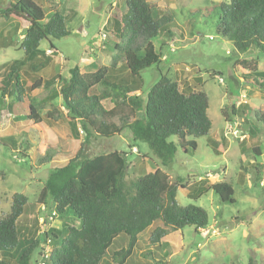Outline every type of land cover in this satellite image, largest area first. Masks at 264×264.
<instances>
[{
	"label": "trees",
	"instance_id": "trees-1",
	"mask_svg": "<svg viewBox=\"0 0 264 264\" xmlns=\"http://www.w3.org/2000/svg\"><path fill=\"white\" fill-rule=\"evenodd\" d=\"M124 4L125 13L121 17L110 16L103 27L106 34L119 39L115 44L119 53L110 66H102L93 73H82L81 67L76 66L68 79L45 80L47 77L35 76L31 81L23 79L21 67L36 66L42 54V41L70 35L67 16L56 9L46 20L44 9L35 0H12L0 10V18L16 22V29L21 27L24 35L20 44L24 57L8 65L5 75L0 76V96L8 99V111L33 121L39 129L41 112L45 110V116L52 121L66 119L74 139L84 134L77 154L49 173L38 199L44 209L48 207L51 216L55 213V218H70L76 224L58 229L46 220V224H41V232L36 218L33 226H22L19 221L27 212L29 199L15 194L10 211L0 218V264H101L115 239L126 235L127 247L112 255L114 263L125 264L136 250L139 236L157 221L162 226L149 237L156 249L168 246L164 241L168 229L182 231L193 226L198 231L210 225L204 208L179 205L180 188L189 189L188 197L194 200L212 191L223 203L236 202L235 190L228 182L210 184L204 180L203 186L191 189L181 179L172 181L161 167L128 179V152L113 150L93 157L85 154L89 139H111L126 130L132 142L128 144L129 152L137 142L144 143L160 165L167 168L179 149L185 154L195 153L197 140L208 136L212 129L208 95L188 82L181 84L161 73L150 90L144 92L143 71L162 63L153 41L158 39L167 47V38L180 32V26L147 0H125ZM217 10L219 35L230 41L239 54L264 55V0H225ZM140 40L144 41L143 46ZM51 50L53 55L57 51L53 44ZM250 71L253 84L264 91V64L262 71ZM97 87L100 91L93 94ZM40 88L47 90V95L37 100L32 93ZM58 97L63 109L52 103ZM105 101L113 107L106 109ZM237 114L232 104V116ZM116 118L119 123L114 122ZM255 118L264 127V113L255 112ZM172 137L176 142L170 141ZM209 143L216 154L226 151L225 139H209ZM253 152L261 156L257 147ZM50 159L46 156L41 165ZM44 246H52L48 258Z\"/></svg>",
	"mask_w": 264,
	"mask_h": 264
},
{
	"label": "rangeland",
	"instance_id": "rangeland-1",
	"mask_svg": "<svg viewBox=\"0 0 264 264\" xmlns=\"http://www.w3.org/2000/svg\"><path fill=\"white\" fill-rule=\"evenodd\" d=\"M124 1L35 0L44 9L46 20L56 9L67 16L70 35L59 40H44L40 45L41 56L50 49L51 44L57 50L54 56L47 52L53 56L54 62L60 61V65L57 62L54 68L59 75L53 78L68 79L72 68L81 67L91 60L95 64L92 71L111 65L114 55L119 53L115 49L119 39L106 34L103 27L110 16L121 17L125 13ZM147 1L161 9L166 17L174 19L180 26V32L167 38V47L158 39L153 41L162 63L143 71V90L147 93L163 73L181 84L188 82L192 87L206 92L211 132L197 140L195 153L185 154L179 149L174 162L167 168L160 165L144 143L137 142L129 152L128 144L132 142L126 130L111 139L99 136L89 139L85 154L93 157L113 150L128 152V179H135L161 167L172 181L181 179L189 183L193 187L191 189L203 186L204 180L210 184L228 182L235 190L236 202L223 203L212 191L194 200L188 197L189 189L180 188L177 194L179 205L200 206L208 212L210 225L205 228L206 232L196 231L193 226L182 231L168 229L164 238L168 246L156 249L150 244L149 237L155 228L162 226L161 221H157L139 236L138 246L125 264H264V127L255 118V112L264 113V91L254 85L248 75L252 68L263 70L264 55L256 52L239 54L230 41L217 33V8L225 0ZM115 2L117 5L113 7ZM20 32L16 34L13 30L15 34L9 38L13 45L0 47L1 74L8 65L25 55L20 48L23 36L22 30ZM139 44L143 46L144 41L140 40ZM35 76L28 72L23 73L22 77L25 81H31ZM220 79L223 81L220 82ZM99 91L97 87L92 93ZM46 95L45 90L32 94L37 100ZM0 98V107L7 110L8 99ZM55 104L61 108L60 99H55ZM232 104L238 110L236 116H232ZM103 105L106 109L112 107L108 101ZM6 110L0 113V218L10 211L13 196L23 194L29 199V207L20 218V225L33 226L38 218V227L43 232L44 226L41 228V224L45 220H49V226L58 229H63L65 224H76L66 217L57 216L50 220V210L48 207L43 209L38 199L49 173L66 165L77 154L84 142V134L81 133L78 140L74 139L66 119L52 126L54 132L50 130V133H46L44 126H38L40 134L37 128L29 130L25 118L19 123L21 126H14ZM42 113L47 124L54 123L45 116V110ZM114 122L119 123L117 118ZM29 123L33 125V122ZM32 130L37 132L30 135ZM10 134L15 135V139L7 137ZM209 139L216 142L225 139L226 151L221 155L216 154ZM170 141L176 142V138L172 137ZM255 147L261 156L255 155ZM46 156L51 158L50 161L41 165L40 161ZM127 244L126 235L117 237L101 264H116L112 255L126 248ZM45 249L53 250L52 246Z\"/></svg>",
	"mask_w": 264,
	"mask_h": 264
},
{
	"label": "crops",
	"instance_id": "crops-1",
	"mask_svg": "<svg viewBox=\"0 0 264 264\" xmlns=\"http://www.w3.org/2000/svg\"><path fill=\"white\" fill-rule=\"evenodd\" d=\"M11 1L12 0H1L0 1V10H2V9H5L7 6H9V4L11 3ZM116 5H117V2H115V4L113 5V7H116ZM109 19V18H108ZM108 19H107V21H108ZM106 25V24H105ZM104 25V26H105ZM18 26V24L16 23V22H11V21H9V22H5L2 18H0V47H6V46H10V45H13V42L12 41H9V38L10 37H12V34H15V33H13V30L16 32V34L17 33H19L21 30H22V33H23V29L20 27L19 29H16V27ZM20 34H21V32H20ZM23 37H24V35L22 36V39H23ZM6 39V40H5ZM22 41V40H21ZM49 50H51V47H50V49ZM47 51H48V49H47ZM47 51H46V53H44V55L43 56H41V57H39V59H37L38 60V63L36 64V66L34 67V65H25V66H22L21 67V75L23 76V73H30L31 74V76H35V75H39V77H47L45 80H48V79H51V78H53V77H55L56 75H59L58 73H56L55 72V70H54V68L58 65L57 64V62L59 63V65H60V61H57V62H54L53 61V59H52V57L55 55V54H57V51H55L54 52V55L51 57V56H49L48 54H47ZM38 64H40L41 66L40 67H37V65ZM7 65H5V66H3V68L4 67H6ZM94 66H95V64H94V62L91 60L90 62H87L86 64H84L83 66H81V72L82 73H93V72H96V71H92V69L94 68ZM37 67V68H36ZM8 68V67H7ZM7 68L4 70L5 72L3 73V74H1L0 73V76L1 77H3L2 75H5V73H6V70H7ZM49 76V77H48ZM0 77V78H1ZM2 79V78H1ZM0 79V80H1ZM58 81V80H57ZM58 85L59 84H56V86L58 87ZM45 89L44 88H40V89H37V90H35V91H38V93L39 92H41V91H44ZM34 91V92H35ZM46 92H47V90H45ZM33 92V93H34ZM32 93V94H33ZM1 99V98H0ZM57 100L58 99H60V103L62 102V100H61V98L60 97H58V98H56ZM6 100H7V98H6ZM52 103H54V102H52ZM51 103V104H52ZM7 106V105H6ZM55 106H56V104H55ZM113 107V106H112ZM111 107V108H112ZM7 108V107H6ZM47 109H49V106H48V108ZM61 109H63V108H61ZM4 110H6L5 108L2 110V108L0 107V113L1 112H4ZM6 111H8V109L6 110ZM43 113L41 112V115H42ZM3 115H4V113H3ZM7 116H8V118H10V116L12 117V119H10L11 121H13V124H14V126H21L19 123L23 120V117H17V116H15V115H13V114H11L10 112H8V114H7ZM50 120V119H49ZM27 122H28V126H29V130L30 129H32V127L33 128H36L35 127V125H34V123H33V125H32V123H31V125H30V123H29V121L30 120H26ZM52 121V120H51ZM30 122H33V121H30ZM54 123L53 124H51V125H49V124H47L46 122H45V120H43V115H42V122L40 123V125H39V127L41 128V125L42 126H44L45 127V129L47 130L46 131V133H50V130L51 131H53V127H55V124H57L59 121H53ZM0 126H2V125H0ZM53 126V127H52ZM38 127V128H39ZM1 130V129H0ZM38 131L40 130V129H37ZM35 131L36 130H32V132H31V134L30 135H34V133H35ZM37 132V131H36ZM39 132H41V131H39ZM54 132V131H53ZM7 137H13L14 139H15V135H13V134H10L9 136H7ZM73 137V136H72ZM32 139V138H31ZM22 140H23V138H22ZM18 151V150H17ZM24 156L25 157H29V155H26V154H24ZM61 167V166H60Z\"/></svg>",
	"mask_w": 264,
	"mask_h": 264
},
{
	"label": "built area",
	"instance_id": "built-area-1",
	"mask_svg": "<svg viewBox=\"0 0 264 264\" xmlns=\"http://www.w3.org/2000/svg\"><path fill=\"white\" fill-rule=\"evenodd\" d=\"M47 52H48V54H52V50H51V51L48 50ZM222 81H223V80L220 79V82H222ZM43 209H44V208H43ZM54 216H55V213H53L52 216H51L49 219L52 220ZM44 224H46V220H45V223H44ZM200 230L206 232L205 228H204V229H200ZM216 232H217V231H216ZM48 247H49V246H48ZM50 253H51L50 250H46L45 258H48V256L50 255ZM41 264H44V263H41Z\"/></svg>",
	"mask_w": 264,
	"mask_h": 264
}]
</instances>
